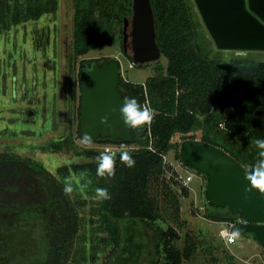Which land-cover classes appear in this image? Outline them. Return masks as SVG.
Instances as JSON below:
<instances>
[{"label":"trees","instance_id":"1","mask_svg":"<svg viewBox=\"0 0 264 264\" xmlns=\"http://www.w3.org/2000/svg\"><path fill=\"white\" fill-rule=\"evenodd\" d=\"M53 2L0 0V29H7L20 19L40 15L42 5ZM150 2L156 42L161 58L164 57L167 64L163 67L161 59L153 62L156 73L142 83L125 80L120 75L118 89L125 97H134L140 106L152 110L153 119L143 128H132L134 137L130 141L90 138L91 143L135 146L133 151L111 156L114 174L97 175L102 157L107 154L94 149L78 153L92 157L91 161L64 164L54 173L41 161L0 154V242L6 247L21 246L28 239V232L22 228L26 229L31 223L40 224L43 250L38 256V264L94 262L98 253L108 246L111 247L109 255H112L120 247L119 222L130 219L139 220L154 230L158 238L155 253L163 257L164 264H182L193 258L196 244L187 237L183 248L179 247L177 226L162 228L158 224L162 216L156 193L164 194V208L169 205L176 223L180 206L171 185L179 186L184 196L188 191L177 181L164 178V156L174 148L173 136L180 134L183 140L195 139L193 133L203 125L200 140L222 148L249 172L259 159L260 150L254 141L264 139V62L209 60L195 45V24L186 0ZM131 7L132 0H74L73 54L77 57L113 44L111 26L112 22H117L122 52L132 62L131 55L124 52L122 36L123 20H130ZM103 19L108 21V28ZM92 61L101 62L81 60V65ZM81 65L77 74L79 86ZM77 111L76 132L70 131L64 138L52 139L42 145L41 150L57 152L69 149L75 137L83 140L80 104ZM179 147L174 157L176 161H181ZM125 155L135 160L133 167L126 166ZM72 173L81 177L86 197L97 199V188H106L110 194V199H97V206L91 208L89 223L96 224L95 229L106 236L100 237L99 243L96 234L93 235L89 257L87 243L81 244L76 252L71 250L76 239L86 241L80 234L84 220L70 195L63 192L64 181ZM73 187L75 192L79 191L74 184ZM84 203L86 200L81 204ZM210 209L208 218L211 220L237 223V216L227 209ZM149 264L157 263L152 261Z\"/></svg>","mask_w":264,"mask_h":264},{"label":"rangeland","instance_id":"2","mask_svg":"<svg viewBox=\"0 0 264 264\" xmlns=\"http://www.w3.org/2000/svg\"><path fill=\"white\" fill-rule=\"evenodd\" d=\"M195 24V45L215 62H229L237 59L264 62V51H233L216 48L207 32L193 0H186ZM40 15L20 19L7 29H0V154L41 161L51 172L64 164L84 163L92 160L83 150L94 149L101 152L98 143L74 139L69 149L57 152L41 150L40 147L52 139L66 137L70 131L76 132L78 124V106L80 104V86L78 71L81 60H104L115 58L120 63L121 77L131 82L142 83L156 73L155 63L150 62L139 67L132 65L123 54L120 42L119 25L112 22L114 42L102 49H92L87 54H73V14L74 0H54L52 4H43ZM108 28V21L103 19ZM128 25L127 31H129ZM130 53V50H128ZM162 66L167 61L160 57ZM203 118H201L202 120ZM203 125L193 134L200 139ZM75 136V135H74ZM183 136L175 134L172 138L174 148L166 154L165 159L177 166L175 153L177 144ZM127 147L133 151L134 145ZM180 148V147H179ZM183 176L186 172L180 171ZM200 174V173H199ZM167 179V174L164 175ZM72 180L78 192L70 194L76 209L84 220L81 237L86 241L73 243L71 250L76 252L81 244L87 243V256L96 234V241L106 233L98 232L95 225L89 223L91 208L97 206L94 197H86L81 186V177L72 173L67 180ZM206 178L202 181L195 177L190 183L187 195H182L179 186L171 185L179 199L178 224L169 205L164 208V194L156 193L159 212L162 219L158 224L177 226L180 235L179 247L183 248L188 237L196 244L192 259L182 264H264V245L255 242L250 235L239 234L242 246L227 248L220 231L228 228L226 222L213 221L208 218L211 207L204 196ZM84 200L86 203L81 204ZM79 202V203H76ZM238 222V221H237ZM120 247L116 253L109 255L111 247L100 251L97 259L85 264H149L156 261L164 264L163 257L156 256L155 245L158 238L153 229L139 220H122ZM85 226V227H84ZM28 239L21 246L6 247L0 242V264H38L42 252L41 225L31 223L27 228ZM16 239V238H15ZM102 246L104 244L102 243ZM232 251L233 254H231ZM72 262L70 261V264Z\"/></svg>","mask_w":264,"mask_h":264},{"label":"water","instance_id":"3","mask_svg":"<svg viewBox=\"0 0 264 264\" xmlns=\"http://www.w3.org/2000/svg\"><path fill=\"white\" fill-rule=\"evenodd\" d=\"M216 48L233 51H264V0H193ZM130 20L124 18V52L129 43L132 65L160 59L150 0H132ZM130 25L129 31H127ZM117 59L81 65L79 123L92 139H133V129L122 119L125 96L118 89ZM142 109L144 106H140ZM102 117H107L101 122ZM145 124L136 127L143 128ZM181 162L206 178L204 196L209 207L227 209L237 216L234 231L251 235L264 245V193L249 185L250 172L222 148L200 139H185L179 148Z\"/></svg>","mask_w":264,"mask_h":264},{"label":"clouds","instance_id":"4","mask_svg":"<svg viewBox=\"0 0 264 264\" xmlns=\"http://www.w3.org/2000/svg\"><path fill=\"white\" fill-rule=\"evenodd\" d=\"M120 113L124 124L130 128L139 127L146 122L153 119L154 112L148 108H141L138 101L134 97H125L124 103L120 108ZM107 117H102L101 122H105ZM84 142H90V137L86 133L83 137ZM256 147L260 150L258 153L259 159L255 165L251 168L250 174L247 175V180L250 186H254L264 193V139H256L254 141ZM123 160L127 167H133L135 160L130 155H125ZM105 174L111 176L114 174L113 170V158L109 155H104L102 157L101 163L97 169L98 176H104ZM81 176H84L82 173ZM86 186V185H83ZM96 195L98 200L110 199V194L106 188H97ZM63 192L66 195H70L74 192L73 181L65 180ZM239 232L233 233V236H238Z\"/></svg>","mask_w":264,"mask_h":264},{"label":"built area","instance_id":"5","mask_svg":"<svg viewBox=\"0 0 264 264\" xmlns=\"http://www.w3.org/2000/svg\"><path fill=\"white\" fill-rule=\"evenodd\" d=\"M99 149H101V152L104 154L114 156L116 154H122L125 152H129V149L126 144H112V143H102L99 144ZM164 162L166 165V173L167 179L171 178L179 183V185H182L184 187L189 188V183L195 178H199L200 181H202V174H199L195 170L185 166L181 161H176L177 166H174L170 162H167L164 157ZM181 170L185 171L186 174L183 176L181 174ZM237 223L230 222L228 223V228L223 229L220 231V235L225 239V242L228 244H233L236 242V236H233L234 231V225ZM233 228V229H232Z\"/></svg>","mask_w":264,"mask_h":264},{"label":"crops","instance_id":"6","mask_svg":"<svg viewBox=\"0 0 264 264\" xmlns=\"http://www.w3.org/2000/svg\"><path fill=\"white\" fill-rule=\"evenodd\" d=\"M225 244H226L227 248L230 249V250H231V247H232L233 245H238V247H241V246L243 245L242 242H241L240 240L237 239V237H236V242H235V243H233V244H228V243L225 242ZM230 252H231V254H233V255L235 256V254H234L232 251H230Z\"/></svg>","mask_w":264,"mask_h":264},{"label":"flooded vegetation","instance_id":"7","mask_svg":"<svg viewBox=\"0 0 264 264\" xmlns=\"http://www.w3.org/2000/svg\"><path fill=\"white\" fill-rule=\"evenodd\" d=\"M128 50H130L129 49V43H127V53H128ZM124 54V53H123ZM130 54V53H129ZM98 62H100V61H98ZM238 221V220H237Z\"/></svg>","mask_w":264,"mask_h":264}]
</instances>
